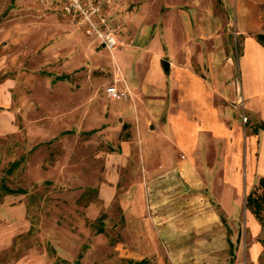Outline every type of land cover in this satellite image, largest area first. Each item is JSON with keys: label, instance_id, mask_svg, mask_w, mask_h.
<instances>
[{"label": "rangeland", "instance_id": "rangeland-1", "mask_svg": "<svg viewBox=\"0 0 264 264\" xmlns=\"http://www.w3.org/2000/svg\"><path fill=\"white\" fill-rule=\"evenodd\" d=\"M75 1L0 0V177L9 184L24 186L15 191L0 187V264H56L58 255L66 257V264H75L71 258L77 249L80 260L101 264H122L126 258L140 254L145 258L134 264H264V196L258 216L244 202L247 188L261 187L256 181L261 171L250 167L248 176L246 150L244 153L255 117L236 104L228 102L225 108L224 120L227 124L234 120L237 126L241 149L238 173L233 170L226 176L224 166H219L220 156L211 162L193 160L198 175L206 182L191 179L183 165L144 167L146 161L140 158L139 150L137 161H118L115 149L124 123L117 132L110 119L100 123L107 126L93 124L106 116L103 109L113 99L105 93L103 84L114 80L125 86L112 54L122 63L128 58L124 51L116 50L123 41L121 22L114 10L132 8L140 0H78L84 7L98 3L107 18L118 22V43L111 48L84 29ZM158 3L146 0L145 9L153 11ZM222 9L229 16V22L223 24L225 46L227 51H235L240 32H234L231 26L234 1L224 0ZM261 14L264 30V2ZM233 68L237 74L235 59ZM58 70H65V75L51 78ZM198 121L201 124L196 135L190 134L183 122L174 138L181 141L187 153L189 144L195 141L203 154L218 143L221 152L224 137L202 128L207 115H199ZM156 141L154 147L153 143L149 145L162 153V162L174 151L182 157L177 145L171 151L167 139ZM255 153L252 148L251 156ZM18 155L19 160L7 169L8 161ZM223 161L225 165L227 160ZM135 163L137 166L130 165ZM101 179L111 182L113 194L119 190L134 194L138 213L132 211L124 220L113 201L102 204L95 200L93 208L84 205L98 194V184L107 186L100 183ZM193 200L211 201L220 212L224 223L221 251L208 246L207 256L196 254L203 243L192 241L198 234L189 211ZM101 210V228L95 229V214ZM181 222L187 225L179 227L183 230L176 229V223ZM142 226L145 237H157V247L139 249ZM133 231L137 237H133ZM227 239L232 243L231 254ZM181 242L186 243L182 256Z\"/></svg>", "mask_w": 264, "mask_h": 264}, {"label": "crops", "instance_id": "crops-1", "mask_svg": "<svg viewBox=\"0 0 264 264\" xmlns=\"http://www.w3.org/2000/svg\"><path fill=\"white\" fill-rule=\"evenodd\" d=\"M158 1L160 3L156 4L153 11L145 9L146 0L138 1L132 8L114 10V16L121 22L123 41L116 50L117 53L124 51L128 58H124L122 63L113 51L112 54L124 75L123 84L129 89L130 95L110 97L113 99L103 109L106 116H101L98 123L92 124L107 126L106 122L100 123L110 119L117 132L120 124L124 123V133L119 135L118 148L115 149V152L118 151L115 153L118 161H137L136 152L139 150L140 158L146 161L144 167L183 165L188 168L191 179L197 181L204 179L198 175L193 160L204 158L211 162L212 158L220 156L219 166H224L225 175L228 176L233 170L238 171L241 149L235 121L227 124L224 120L227 117L224 112L228 110L225 108L229 103L236 104L248 115L264 121V43L253 33L262 28L261 4L264 0H233L235 15L231 26L234 32H240L235 51H227L225 46L223 24L229 22V16L222 9L224 0ZM96 40L102 44L98 38ZM234 59L237 74H234ZM56 72L65 75V70ZM54 74L51 78L63 76ZM117 85H121L120 82ZM198 114L207 115L205 125H201L203 129L224 137L221 152L218 143L208 147L203 154L198 150L199 142L195 141L193 145L189 144L190 150L187 153L181 141L174 138L183 122L187 123L185 129L193 136L196 135L198 125L201 124ZM249 127L248 142L244 146L248 176L251 175L250 167L264 173V127ZM156 139H167L171 151H174L172 146L177 145L182 150V157L174 151L172 155L168 154L166 162H162V153L158 154L149 145L153 143L154 147ZM252 148L256 149L254 157L251 156ZM109 157H113L112 154ZM224 159L227 160L225 165ZM130 165L137 166V163ZM129 178L128 181L132 182V177ZM101 182L107 186L98 184V194H94L84 205L93 208L95 200H100L102 204L113 201L120 208L124 220L128 213H138L133 201L134 194H124L123 190L113 194L111 182L102 179ZM112 182H115V177ZM189 211L193 215L194 229L198 231L197 238L192 241L203 243L196 249V254L207 256L208 246L215 252L221 251L224 246V223L220 212L212 206L211 201L205 203L204 200H193ZM140 221L142 223V219ZM175 222L174 219L173 224ZM176 224V229L187 225L182 222ZM139 233V249L158 246L157 237H145L143 226ZM133 234V237H137V232L133 231ZM180 244L182 256L186 243ZM236 261L239 260L236 258Z\"/></svg>", "mask_w": 264, "mask_h": 264}, {"label": "trees", "instance_id": "trees-1", "mask_svg": "<svg viewBox=\"0 0 264 264\" xmlns=\"http://www.w3.org/2000/svg\"><path fill=\"white\" fill-rule=\"evenodd\" d=\"M254 35L256 36V38L258 40H260L262 43H264V30L261 29H256L253 31ZM63 72H56L54 74V76H62ZM252 129H255L257 126H262L264 127V121L260 118L255 119L251 124H250ZM90 128H86V130H88ZM20 158V155L16 156V157H12L7 165L6 168L9 169L12 165H14ZM256 181L261 185V187L257 190L249 187L247 188L245 194H244V202L249 206V208L252 210V212L258 216V208L261 204V199L264 196V173L260 172L257 174L256 176ZM0 187L2 189L5 190H23L24 186L21 184H9L7 182H5L1 177H0ZM103 214V211H99L95 214L96 217V225H95V229H100L101 228V223H100V217ZM228 252L229 254L232 253V243L231 241L228 239ZM79 254V250L77 249L75 251V255L71 258V260L75 263V264H101L97 261L91 260L89 262L86 261H82L79 259L78 257ZM145 258V256L143 254L137 256V257H128L125 259V261L122 264H134V263H138L141 262L143 259ZM56 264H66V261H68L66 259V257L62 256V255H58V258L55 259Z\"/></svg>", "mask_w": 264, "mask_h": 264}, {"label": "built area", "instance_id": "built-area-1", "mask_svg": "<svg viewBox=\"0 0 264 264\" xmlns=\"http://www.w3.org/2000/svg\"><path fill=\"white\" fill-rule=\"evenodd\" d=\"M75 7L80 10V17L84 22V29L91 32L93 36L98 38L100 42L111 48L118 43L116 20L110 19L99 9L98 3H92L89 7H84L78 0L75 1ZM103 90L108 96H126L129 89L125 86H120L114 80H109L103 84Z\"/></svg>", "mask_w": 264, "mask_h": 264}]
</instances>
